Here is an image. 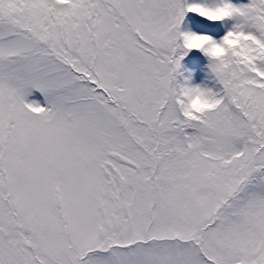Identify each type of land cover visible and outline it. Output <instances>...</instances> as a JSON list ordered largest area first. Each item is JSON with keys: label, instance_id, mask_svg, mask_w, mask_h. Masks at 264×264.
Here are the masks:
<instances>
[{"label": "snow or ice", "instance_id": "obj_1", "mask_svg": "<svg viewBox=\"0 0 264 264\" xmlns=\"http://www.w3.org/2000/svg\"><path fill=\"white\" fill-rule=\"evenodd\" d=\"M0 264H264V0H0Z\"/></svg>", "mask_w": 264, "mask_h": 264}, {"label": "rangeland", "instance_id": "obj_2", "mask_svg": "<svg viewBox=\"0 0 264 264\" xmlns=\"http://www.w3.org/2000/svg\"><path fill=\"white\" fill-rule=\"evenodd\" d=\"M204 22L195 17L194 14L186 13L185 20L181 24L182 30H200ZM222 34V33H221ZM206 59L196 50H191L181 60L179 71L184 76H191L196 82H199L206 74Z\"/></svg>", "mask_w": 264, "mask_h": 264}, {"label": "clouds", "instance_id": "obj_3", "mask_svg": "<svg viewBox=\"0 0 264 264\" xmlns=\"http://www.w3.org/2000/svg\"><path fill=\"white\" fill-rule=\"evenodd\" d=\"M222 14L223 13H221V12L216 13V15H222ZM240 39L241 38L238 36L230 37L229 43L234 44ZM188 43L192 47H199L200 45H202L204 43V38L203 37L190 36V37H188ZM221 51L222 50L219 48H213L212 49V52L216 55H219L221 53ZM208 106H209V101L201 95L193 96L190 99L189 105H188L190 111H201Z\"/></svg>", "mask_w": 264, "mask_h": 264}]
</instances>
